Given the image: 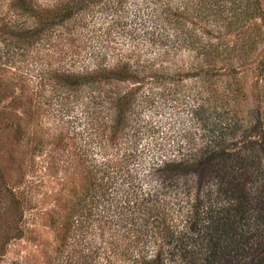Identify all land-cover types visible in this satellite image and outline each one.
I'll return each mask as SVG.
<instances>
[{"label": "rangeland", "instance_id": "obj_1", "mask_svg": "<svg viewBox=\"0 0 264 264\" xmlns=\"http://www.w3.org/2000/svg\"><path fill=\"white\" fill-rule=\"evenodd\" d=\"M69 1L0 0V264H187L179 231L199 232L198 196L217 217L264 218V0H132L168 8L172 24L149 29L167 49L138 23L127 27L130 16L119 27L99 6L46 29L32 12ZM117 71H128L125 81ZM71 75L86 81L72 89ZM122 122V135L106 143L102 135ZM210 149L211 161L198 160ZM110 158L121 178L109 191L104 173L90 170L91 159ZM186 159L207 169H164ZM130 187L170 204L149 214L150 229L136 206L110 221L117 213L107 199L123 204L117 191ZM138 224L139 239L124 240L119 229ZM256 245L218 256L257 264L264 243Z\"/></svg>", "mask_w": 264, "mask_h": 264}, {"label": "trees", "instance_id": "obj_2", "mask_svg": "<svg viewBox=\"0 0 264 264\" xmlns=\"http://www.w3.org/2000/svg\"><path fill=\"white\" fill-rule=\"evenodd\" d=\"M91 1V3H90ZM134 1V0H133ZM89 2V3H88ZM152 3L149 1L145 2H139L137 4L132 3V0H70L67 4L63 5L60 4L58 9L55 10H45L44 8H38L35 7L34 10H40V12H36L32 8V12L36 14L37 20L41 23L46 28H51L52 25L56 26V21L59 19L60 21H68L72 19L74 16H77L78 14L80 15L81 13L84 14L85 11L91 10L97 6H99V10L102 13H107L106 15L109 18L112 16L113 19L116 18L117 26H125L122 25L123 22H125L124 16H130L129 19L132 22H128L126 24L127 27L130 28H135L137 26L136 24L138 23L141 25L143 28L142 35L143 38L147 39V41L152 44L153 46H160L162 48H169L172 43L165 42L164 37L161 36V40L159 36H156V39L154 36L149 33V29L153 31H157L160 29L162 31H165V25L172 24V20L167 18L166 12L168 8H164V10L159 9V8H151ZM169 7V6H168ZM31 9V7H29ZM28 8V9H29ZM91 8V9H89ZM210 10H211V5H210ZM216 18V17H213ZM124 19V20H123ZM184 20L183 18H179L177 20L178 25H182V21ZM155 33V32H154ZM153 33V34H154ZM149 35V37H148ZM160 42V45L158 43ZM115 74V79L116 80H121L125 81L126 77L124 74H128V71H125L123 74L119 73L118 71ZM112 75V74H111ZM65 76V75H64ZM87 78V77H86ZM113 78V76H112ZM79 76L71 75L66 77V86H69L72 89H77L80 88L83 83H85L86 80H81ZM122 99V98H121ZM124 103L123 105L121 104L120 107H117V113L121 118H123L126 114L128 109H126L128 106L127 101L125 99H122V102ZM127 103V104H126ZM118 116V117H119ZM123 116V117H122ZM123 119H121L122 121ZM117 122V121H116ZM120 122V120H119ZM110 131H107L106 135L103 134V136H106V143L108 140H110L111 143L116 142L118 138L122 135L124 131V123L122 122L120 124V128L118 129H111L108 128ZM90 144H92V141H90ZM210 149V151H206L205 155L198 159L201 161H205L206 159H209L211 161V153L214 152ZM95 149L88 151L86 154L87 158L90 159L91 155L96 156L94 154ZM92 153V154H91ZM219 152H215L214 155L218 156ZM221 155V153H220ZM223 155V153H222ZM112 156V155H111ZM213 156V155H212ZM97 157V156H96ZM95 157V158H96ZM107 157H109L107 155ZM193 158V157H192ZM198 160H188L186 161H179V162H171L168 164V166L164 167L169 168L173 166V168H176V171L179 170H187L186 172H192L193 170H202L205 171L207 169L206 163L201 162ZM208 161V160H206ZM92 162V167L90 170V173L93 175L95 172L97 175H101L104 173L103 176V182L107 183L109 186V191L112 190L113 187L117 188V186H114L115 183H119L118 180L121 177L117 178L114 175L115 170L117 172L119 171L116 167L120 165L119 163L115 164V161L112 160L111 158L105 161L104 164L101 162H94V159H91ZM182 162V163H181ZM125 163H123L124 165ZM126 179H123L122 186H126L124 183ZM200 182V180H198ZM202 183V181H201ZM172 185V184H171ZM200 185V184H199ZM203 185V184H202ZM169 186V185H167ZM160 188V187H159ZM162 189L165 188L161 187ZM201 188V185H200ZM122 190L117 191V197H121V201L119 204L116 205L112 201L107 199V202L113 205L111 208H109V212L111 213H117L116 216L110 217L111 223H116L117 221L120 222V219H123V216L125 212L127 213L130 212L129 207L130 206H136V209H140V211H144V215H147V218H144L143 221H145L147 224L149 223V226L146 225V228L148 227L150 229V220L153 218V216L148 217L149 214H153L158 218L159 215H162L170 204L165 203V201L161 200L159 198V195L157 193L147 195H142L139 197L135 191L133 192V188H129L127 191H125L124 188ZM157 191V189H155ZM111 193V192H110ZM155 196V197H154ZM116 197V198H117ZM158 201H157V199ZM173 207H177V205H172ZM98 208V207H97ZM132 208V207H131ZM183 207L178 211V214L183 213ZM192 208L193 213L197 215L198 221H197V229L199 232L193 233V235H190L188 232L182 233L179 231L180 237L183 239V244L182 247L184 246V252L182 253V258H184L185 263L187 264H223L224 259L219 258L218 254L220 251V254H224L225 252L227 253V250L231 249V246H233L234 250H242V248L248 249V245L252 243V241L257 244L256 246L262 247L264 243V218L258 217L256 223H251L248 221V219L244 216L243 213L239 214L236 216L237 220L233 221L230 217H228L229 210H223L222 213L217 217V214L215 211L212 210V207H208V204H204L203 200L198 198L196 199L195 203H192ZM105 212V211H102ZM150 214V215H151ZM127 215V214H125ZM116 219V220H114ZM142 218H139V220ZM165 222L167 223L166 217L163 218ZM135 221V219H133ZM148 220V221H147ZM171 220V219H170ZM175 221V219H174ZM124 222V221H123ZM176 222V221H175ZM179 222V221H178ZM121 223V222H120ZM231 223H236L237 227L232 228L231 226L234 227V225H231ZM137 224V223H136ZM174 226H181L177 224H173ZM140 226L136 225L135 227H128V225L122 226L120 231H123L124 233V240H129L130 238H137L139 239V235L141 234ZM179 227L177 228L179 230ZM170 228V226H169ZM166 230L165 237L168 239L171 237L173 240L175 238L176 232L174 233L172 230ZM232 228V229H231ZM151 231V230H150ZM136 240V239H135ZM204 241L209 242V248L206 247L207 245H204ZM228 241L231 243H228ZM259 241V242H258ZM181 246V245H180ZM139 247V245H138ZM252 251V249H251ZM178 252V248L174 250L173 254L176 256ZM240 253V251L238 252ZM262 254V253H261ZM258 255L257 258L255 259L257 261V264H264V255ZM231 255V252H230ZM137 260L135 263L139 264V258L135 259ZM160 264V259L157 261ZM145 264H149V259Z\"/></svg>", "mask_w": 264, "mask_h": 264}]
</instances>
